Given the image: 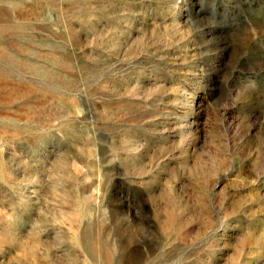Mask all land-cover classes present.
Wrapping results in <instances>:
<instances>
[{"label":"rangeland","instance_id":"obj_1","mask_svg":"<svg viewBox=\"0 0 264 264\" xmlns=\"http://www.w3.org/2000/svg\"><path fill=\"white\" fill-rule=\"evenodd\" d=\"M0 264H264V0H0Z\"/></svg>","mask_w":264,"mask_h":264}]
</instances>
